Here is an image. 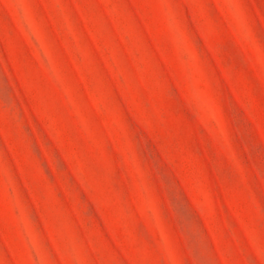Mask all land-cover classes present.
Masks as SVG:
<instances>
[{
  "label": "rangeland",
  "instance_id": "rangeland-1",
  "mask_svg": "<svg viewBox=\"0 0 264 264\" xmlns=\"http://www.w3.org/2000/svg\"><path fill=\"white\" fill-rule=\"evenodd\" d=\"M0 264H264V0H0Z\"/></svg>",
  "mask_w": 264,
  "mask_h": 264
}]
</instances>
